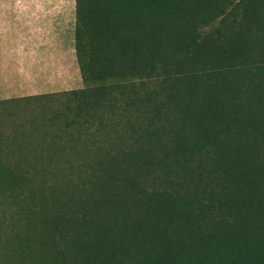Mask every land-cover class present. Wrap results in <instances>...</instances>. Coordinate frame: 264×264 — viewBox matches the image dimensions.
I'll list each match as a JSON object with an SVG mask.
<instances>
[{"label": "trees", "instance_id": "obj_1", "mask_svg": "<svg viewBox=\"0 0 264 264\" xmlns=\"http://www.w3.org/2000/svg\"><path fill=\"white\" fill-rule=\"evenodd\" d=\"M238 6L75 0L85 88L70 100L87 115L141 84L139 121L97 146L81 187L27 208L37 236L3 264H264V9L235 24Z\"/></svg>", "mask_w": 264, "mask_h": 264}, {"label": "rangeland", "instance_id": "obj_2", "mask_svg": "<svg viewBox=\"0 0 264 264\" xmlns=\"http://www.w3.org/2000/svg\"><path fill=\"white\" fill-rule=\"evenodd\" d=\"M257 1L261 0H234L239 5L235 24L244 22L247 7L262 13L264 7H257ZM26 14L34 23L17 22ZM0 15L4 19L0 22V42L10 44L9 48L1 46L2 49L20 55L23 50H30L27 42L49 41V46L34 49L61 52V61H57L60 64L54 67L59 77L44 75L47 64L55 58L45 54L35 56L34 61L17 60L20 67L35 62L40 73L28 71L30 78L0 79V178H5L8 171L33 178L32 189L0 182V264H3L18 246L19 237L37 236L38 231L32 237L34 225L27 217L28 207L42 204L53 190L81 187L89 176L84 162L89 157L94 159L92 155L100 144L113 143L117 135L128 141V119L132 123L139 121L138 114L133 115L135 112L128 109V97L143 93L144 86L139 84L135 90H126L112 106L108 103L83 114L77 111L68 93L85 88L74 49L75 0H0ZM44 19L46 22H42ZM100 122L105 129L99 126ZM117 123L115 128L113 125ZM54 174L57 179H52ZM44 178L48 185L42 182ZM53 186L58 187L52 189ZM28 246L37 247L32 241L25 244V248ZM7 264L16 263L13 260Z\"/></svg>", "mask_w": 264, "mask_h": 264}, {"label": "crops", "instance_id": "obj_3", "mask_svg": "<svg viewBox=\"0 0 264 264\" xmlns=\"http://www.w3.org/2000/svg\"><path fill=\"white\" fill-rule=\"evenodd\" d=\"M41 19V18H40ZM4 19L2 18V16L0 15V22H3ZM18 21H26L27 23H34V20L32 19V17H30L28 14H26L25 16H22L19 18ZM46 20H42V22ZM11 22H13V19H11ZM49 41H42L41 43H37L35 41H30L27 42L26 47H30V50H23L20 55L18 52H11L8 51V49H2L1 46H10L7 44H4L3 42H0V79H7V80H13L16 78H30L29 75H27V72H31V73H35L41 71V69L36 70V65L35 62L32 64L31 62L27 63L26 67L22 66L20 67V65L18 64L19 58L21 59H25L27 61H34V57L35 56H41V55H48V56H55V58L53 60L50 61V64H47V69L44 70V75L46 76H51L53 77H59L58 74H56V71L54 70V67L56 66V64H60L58 62L61 61V52L60 51H45V50H41V49H34V46H49L50 44ZM46 54V55H45ZM64 54V53H63ZM58 61V62H57Z\"/></svg>", "mask_w": 264, "mask_h": 264}]
</instances>
